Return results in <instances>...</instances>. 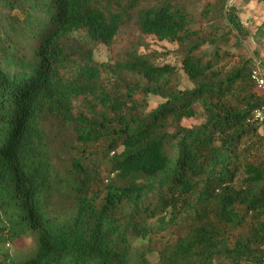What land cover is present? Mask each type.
Segmentation results:
<instances>
[{"label": "trees", "instance_id": "trees-1", "mask_svg": "<svg viewBox=\"0 0 264 264\" xmlns=\"http://www.w3.org/2000/svg\"><path fill=\"white\" fill-rule=\"evenodd\" d=\"M199 1L0 0V264H264V58Z\"/></svg>", "mask_w": 264, "mask_h": 264}, {"label": "rangeland", "instance_id": "rangeland-1", "mask_svg": "<svg viewBox=\"0 0 264 264\" xmlns=\"http://www.w3.org/2000/svg\"><path fill=\"white\" fill-rule=\"evenodd\" d=\"M208 2L213 3L214 0H200L199 5L204 6ZM231 3H235L243 25L251 32L249 39L244 41L243 48L241 50H236L235 52L246 57L251 56L254 52H256L260 58H264V39L255 41L252 37L256 26L259 25L262 20H264V4L252 2L242 5L237 0H229L228 4ZM146 41L149 43L150 50L153 51L162 52L173 49V46L166 42H156L151 38L147 39ZM109 59L110 54L107 48L101 45L98 46L96 49V60L100 62H107ZM167 62L170 64H178L172 56H168ZM180 88H191V85L183 74L181 75ZM158 103V98H149V109L154 108ZM195 123L196 122L194 120L183 121L185 126L193 125ZM36 247L35 237H32L29 234H23L20 237L14 238L11 240V242L8 241L5 244V248L9 251V253L16 256L20 260H24L25 257L33 254L36 251Z\"/></svg>", "mask_w": 264, "mask_h": 264}, {"label": "built area", "instance_id": "built-area-1", "mask_svg": "<svg viewBox=\"0 0 264 264\" xmlns=\"http://www.w3.org/2000/svg\"><path fill=\"white\" fill-rule=\"evenodd\" d=\"M250 77L257 90L264 94V73L259 65L251 71ZM251 120L262 127V134L264 136V104L253 111Z\"/></svg>", "mask_w": 264, "mask_h": 264}]
</instances>
